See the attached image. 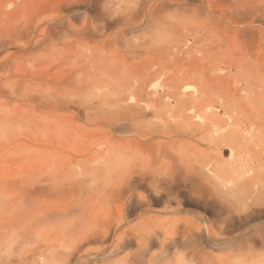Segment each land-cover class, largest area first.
Here are the masks:
<instances>
[{"label":"bare ground","instance_id":"6f19581e","mask_svg":"<svg viewBox=\"0 0 264 264\" xmlns=\"http://www.w3.org/2000/svg\"><path fill=\"white\" fill-rule=\"evenodd\" d=\"M119 1L44 77L0 0V264H264V0Z\"/></svg>","mask_w":264,"mask_h":264},{"label":"rangeland","instance_id":"374dc122","mask_svg":"<svg viewBox=\"0 0 264 264\" xmlns=\"http://www.w3.org/2000/svg\"><path fill=\"white\" fill-rule=\"evenodd\" d=\"M9 3L12 2V4L14 3V0H7ZM16 1V0H15ZM21 4L26 5V3H28L30 0H20ZM18 0V2H20ZM32 1L34 2V4L32 3ZM30 1L27 5L31 4V6L33 7H28V9H32L30 11H28L26 9V15L27 19H26V15L24 14L23 16H21L22 19H18L17 22H21V25H26L30 26V37L28 38V36L25 38H23V42L28 41L29 42V46H30V51H29V55L27 56V59H25L23 61V65H21V70L24 72H29V73H36L39 76H44L46 77L47 75H50L52 73V62H49L47 59V56L49 55V53L51 50L56 49L57 47L61 48L62 43L64 42L65 39V34L64 32L66 30H70V24H72L74 27H76L77 29H82L83 27L85 28H89V32L87 34V36H91L94 38H97L98 40L101 39L102 35L105 38H110L112 37V35L115 32V27L118 25V23L114 26H110V31H102L103 29V25L105 24V15L103 14V7L105 4H111L113 5V2L116 3L119 0L115 1V0H98L93 1L92 3H85L84 0H61L59 2H62L64 5V8L60 9V5L56 0L57 4L55 1L53 0H39L41 4V6H43L45 9H42L41 6L39 7H35L36 5L35 3L37 2L38 5L39 1L37 0H32ZM53 1V3H52ZM110 1V2H109ZM23 2V3H22ZM51 2V3H50ZM121 2V1H119ZM17 3V1H16ZM16 3H14L16 5ZM69 3L71 5H69ZM18 5H21L19 3H17ZM47 6H46V5ZM51 5V6H49ZM59 6L58 9H54V10H58V11H54L53 8L52 10L48 8L53 7V6ZM197 5H200V2L197 3ZM8 6V3L7 5ZM11 9L12 6L14 7V5H10ZM37 6V5H36ZM49 6V7H48ZM9 7V6H8ZM5 7V8H8ZM48 7V8H47ZM54 7V8H56ZM41 8V10H40ZM47 8V9H46ZM37 11H36V10ZM39 9V10H38ZM10 10V8H9ZM35 10V12H34ZM44 10V11H42ZM47 10V12H45ZM7 11V9H6ZM30 12L32 13L30 14ZM38 12V13H37ZM41 12V13H40ZM43 12V13H42ZM169 12H173V9H170ZM35 14V15H34ZM25 16V17H24ZM31 17V18H30ZM26 19V20H24ZM20 20V21H19ZM23 20V21H22ZM30 22L28 24V22ZM26 21V22H25ZM23 23V24H22ZM141 33L143 32H138L135 35H141ZM47 38V41L45 42V44L43 46H39L40 42ZM25 40V41H24ZM36 46V47H35ZM35 47V48H34ZM15 51H18L15 48H12V50H8L6 52H3L0 54V59L3 57H5L7 54H12V53H16ZM17 100H14V102H16ZM21 102V101H19ZM23 102V101H22ZM229 155L227 154V157ZM192 209V208H191ZM190 208L187 209L186 211L189 212H193L197 214L196 211H194L193 209L191 210ZM195 214V215H196ZM205 217L209 218L207 219L208 221H211L213 216L212 215H204ZM179 218L181 219H186V218H190V216H187L186 214H181L179 216ZM192 218V217H191ZM196 219V218H194ZM211 219V220H210ZM208 221L204 222V224H210V222L208 223ZM202 223V222H201ZM203 224V223H202ZM233 230L236 232L237 236L241 239L243 238H247L249 236H252L254 234H257V232H264V211L262 210H258V211H254L253 213H250L248 215H242L241 217H239L235 222H234V227ZM219 255V254H218Z\"/></svg>","mask_w":264,"mask_h":264}]
</instances>
